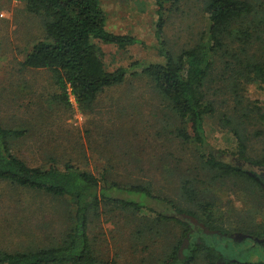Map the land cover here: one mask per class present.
I'll return each mask as SVG.
<instances>
[{"label":"trees","instance_id":"obj_1","mask_svg":"<svg viewBox=\"0 0 264 264\" xmlns=\"http://www.w3.org/2000/svg\"><path fill=\"white\" fill-rule=\"evenodd\" d=\"M19 1L28 13L41 18L44 34L26 51L20 67L49 72L62 101L70 103L71 93L82 109H90L106 89L143 75L180 119L177 137L202 147L206 144L205 117L215 115L219 92L226 95L224 104L233 102L232 120L225 114L220 118L223 126L233 125L231 132L237 145L230 154L248 165L264 168V145L259 153L252 154L248 131V127L264 124V103L248 96L249 85L264 91V0H203L206 30L201 29L193 44L176 52L167 48L163 32L168 12L173 7L178 9L181 0H154V48L161 61L144 65L134 61L115 69L105 66L100 44L124 49L142 41L106 28L105 0ZM131 67L141 69L130 71ZM24 132L0 122V180L44 192L66 204L62 214L65 231L48 245L0 250V264H120L118 251L106 258L96 254L91 228L101 214L124 219L131 236L127 237L130 251L154 250L153 243L163 235L164 226L179 227L175 241H162L161 251L141 259L139 264H264V259L251 262L248 257L261 253L264 258L260 242L264 224L259 228L258 222H242L244 225L235 232L250 237L231 240L229 235L234 230L223 228L212 200L196 205L199 215L196 209L183 208L167 196L157 195L147 180L128 183L108 179L106 173L98 178L69 162L60 167L54 163L30 165L12 151V141ZM261 134L264 136L262 129L254 132V136ZM223 153H208L203 160L204 168L210 170L207 174L213 171L211 179H239L240 184L248 185V195L254 193L264 199V192L258 191L261 185L257 175L242 165L221 160ZM192 181L182 183L189 203L196 202L198 193ZM146 237L152 240L151 245ZM245 245L247 249H243Z\"/></svg>","mask_w":264,"mask_h":264},{"label":"rangeland","instance_id":"obj_2","mask_svg":"<svg viewBox=\"0 0 264 264\" xmlns=\"http://www.w3.org/2000/svg\"><path fill=\"white\" fill-rule=\"evenodd\" d=\"M202 2L181 0L178 9L173 7L168 12L163 32L167 48L179 51L193 44L201 29L206 30ZM102 6L109 31L134 35L142 41L124 49L100 44L108 69L128 67L134 61L140 65L161 61L154 48L157 43L154 0H105ZM43 36L41 18L28 13L23 2L0 0V122L25 131L12 141L14 153L34 166L54 163L60 167L69 162L98 178L106 173L108 179H124L128 183L147 180L157 195L167 196L183 208L198 211V203L212 200L227 230L240 228L242 222L259 223L262 228V195H248V185L240 184L236 178L211 179L213 171L207 174L210 170L203 166L208 153L219 155L225 151L218 157L254 172L261 185L258 191L264 192V168L248 165L230 154L237 145L231 132L233 125L223 126L220 118L225 114L232 120V100L224 104L226 95L216 93L217 110L215 115L205 117L206 144L202 147L177 137L180 119L143 75L129 77L122 84L106 89L90 109H82L71 93L67 104L58 97L60 91L49 72L20 67L26 51ZM140 69L131 67L130 71ZM248 88L250 99L264 103V91L250 85ZM257 129L264 132V124L248 127L252 154L259 153L264 145L262 134L254 136ZM186 179H192L195 184H191L198 189L194 203L185 199L182 183ZM65 210L66 204L44 192L0 180V250L48 245L65 231L62 217ZM126 225L121 217L101 214L91 228L96 254L106 258L118 251L120 264H139L141 259L158 254L162 241H175L179 230L178 226L166 225L163 235H158L153 243L156 249L130 251L127 237L131 236ZM232 232L231 240L247 236ZM260 242H264V235ZM248 257L251 262L264 259L261 253Z\"/></svg>","mask_w":264,"mask_h":264},{"label":"flooded vegetation","instance_id":"obj_3","mask_svg":"<svg viewBox=\"0 0 264 264\" xmlns=\"http://www.w3.org/2000/svg\"><path fill=\"white\" fill-rule=\"evenodd\" d=\"M262 245H264V243H262Z\"/></svg>","mask_w":264,"mask_h":264}]
</instances>
